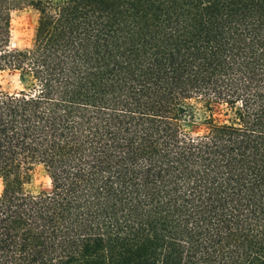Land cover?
<instances>
[{"label":"trees","instance_id":"1","mask_svg":"<svg viewBox=\"0 0 264 264\" xmlns=\"http://www.w3.org/2000/svg\"><path fill=\"white\" fill-rule=\"evenodd\" d=\"M4 70L0 264H264V0H0Z\"/></svg>","mask_w":264,"mask_h":264},{"label":"rangeland","instance_id":"2","mask_svg":"<svg viewBox=\"0 0 264 264\" xmlns=\"http://www.w3.org/2000/svg\"><path fill=\"white\" fill-rule=\"evenodd\" d=\"M12 19L11 45L19 48H30L37 24V14L31 9L15 11ZM19 71L4 70L0 72V89L5 91H18L25 84L20 80ZM3 182L0 179V194ZM26 189L34 194L51 189V180L42 165H36L30 170V178Z\"/></svg>","mask_w":264,"mask_h":264}]
</instances>
